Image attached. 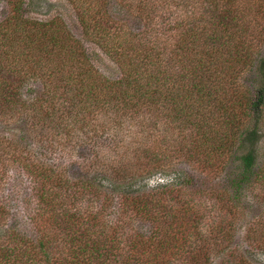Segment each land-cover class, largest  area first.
Returning a JSON list of instances; mask_svg holds the SVG:
<instances>
[{
	"label": "trees",
	"instance_id": "obj_1",
	"mask_svg": "<svg viewBox=\"0 0 264 264\" xmlns=\"http://www.w3.org/2000/svg\"><path fill=\"white\" fill-rule=\"evenodd\" d=\"M66 1L83 40L97 46L120 75L110 80L97 72L82 41L58 17L40 21L24 16V7L37 10L45 0H0L6 7L0 19V114L23 113L27 130L38 133V155L43 156L42 148L57 158L47 165L27 148L21 153L18 144L9 153L0 152V163L8 156L31 184L23 214L29 233L6 226L9 211L0 199V264H166V257L179 247L172 230L179 212L154 210L153 195L133 194L136 180L114 195L81 170L70 180L63 164H73V151L92 141L94 131L103 130L91 125L94 116L108 113L127 129L137 124L143 132L150 116L157 130L164 123L177 126L176 142L186 148L177 152L191 155L196 163L208 162V173L215 167L212 163L239 143V169L227 183L237 192L246 184H263L264 173L254 166L257 130L253 126L243 136L238 133L247 115L264 104V53L251 33L256 21H250L260 13L255 7L262 0ZM118 12L136 14L139 29L132 31ZM245 71L253 76V92L239 80ZM33 79L41 85L35 97L27 88ZM146 139L136 150L140 168L152 160L153 165L162 162L159 141L162 145L164 140H156L158 155L151 159ZM104 172L109 185L133 177L119 159ZM5 174L0 173V193ZM177 192L180 211L187 203L181 201V190ZM224 194L214 196L234 216L237 207ZM84 199L101 204L83 208L79 202ZM112 203L118 205V217L110 223L102 212ZM184 218L186 226L194 220L192 213ZM139 219L148 220L152 231L138 234L130 229L132 220ZM255 232L249 229V240H258L252 237Z\"/></svg>",
	"mask_w": 264,
	"mask_h": 264
},
{
	"label": "rangeland",
	"instance_id": "obj_2",
	"mask_svg": "<svg viewBox=\"0 0 264 264\" xmlns=\"http://www.w3.org/2000/svg\"><path fill=\"white\" fill-rule=\"evenodd\" d=\"M41 7L37 10L30 9L27 6L24 7V16L40 21L58 17L70 34L82 41L83 49L97 72L110 80L119 77L120 74L116 65L97 46L83 40L81 28L73 8L66 0H45ZM255 8L259 9L260 13H256L254 19L250 20L256 21V26L251 29V33H254L259 40L262 53H264V0L259 2V6ZM5 15L6 7L1 4L0 19ZM118 17L132 31L139 29L140 23L136 14L129 16L124 12H121V14L118 12ZM239 80L242 81V85L245 86L247 91L248 89L251 92L254 91L253 76L249 71L242 73ZM27 84L29 85H27L29 96L35 97L41 91L38 79H33ZM249 114L247 115L246 125L238 133L243 136L246 129L255 126L259 138L255 146L254 166L256 170L264 173V104L261 105L257 113H251V117ZM22 116L25 115L23 113L0 114V152L9 153L18 144L16 146L20 147L19 151L21 153L26 152L25 148H27L30 153H33L32 155H37L47 165L56 162V156L48 154L42 148L40 149L43 156L38 155V133L33 129L27 130ZM141 117L139 115L137 122L141 120ZM146 118L142 127H148L143 132V129L139 128L140 126L138 127L137 124L127 129L126 124L113 120V115L108 113L94 116L91 125L95 127V130L97 128L103 130H99L98 133L93 130L94 138L92 141L90 140L88 144H82L76 151H73L76 156L73 164L64 162L63 167L67 168V177L70 180L76 179L79 175L76 170H81L85 175L89 174L94 179L93 183L106 186L109 192L114 195H119L122 191L128 190L127 185L136 180L135 187L131 188L134 191L133 194L153 195L155 201L152 208L154 210L164 208L179 212L178 219L172 222V230L175 231L174 234H177V244L179 247L182 244L184 248L173 249L171 255L166 257V264H264V183L246 184L238 192L234 190L235 188L232 185L230 186L227 183L232 174L234 175L239 169L236 160L237 153L242 152V150L237 149L239 143L232 146L229 150L230 153L227 152V155H222L220 162L215 161L217 165L215 162L212 163L215 167L208 173L205 168L208 162L205 164L202 162L196 163L191 159V155L177 152L181 148L186 149L182 147V144L176 142L179 139L180 131L177 126L174 124L173 126H166V123H164L161 125L160 130H157L154 125H150L152 122L151 117ZM118 119H122V117H118ZM130 129L131 131H129ZM188 133L192 134L189 130ZM21 136H23V139H21L23 144L18 143ZM143 136L147 137L151 159H155L158 155L156 140H164L162 145L159 141L162 152L161 163H154L153 165L154 161L152 160L151 164L140 168L136 150L141 145L143 146ZM25 144L28 146L25 147ZM45 145L48 147V144ZM112 145H117V149H113ZM187 147L189 148V146ZM241 147L246 148L243 144ZM185 151L191 152L189 150ZM118 159L121 164L125 165L127 172L132 173L133 177L122 181H110L111 184L109 185L107 182L108 177L104 171L108 167L114 166ZM8 160V156H3L0 163V173L3 170L6 172L4 178L2 177L3 189L0 193V199H4L9 211L6 226H13L19 228L20 231L29 233L27 232L29 226L24 223L23 214L27 212L24 201L30 196L31 191L30 177L21 169L18 163H12ZM88 163H91L92 167L87 168L90 165ZM105 177L107 178L105 179ZM110 187L114 188L115 191H110L112 190ZM179 190H181L180 195H182L180 198L183 199L181 201L184 204L187 203L180 211V204L175 200ZM216 192L227 193L224 194V197L228 196L229 203L231 202L237 207L238 213L232 216L231 213L224 210L214 196ZM231 196L233 199H231ZM115 203H112L102 212L110 223L115 222L118 217V214H116L118 205H115ZM100 204L97 200L94 203L87 202L86 199L79 202L81 207H91L92 209H97ZM190 213L194 216V220L192 222L188 221V227L184 217ZM250 228L255 229L256 232L252 237L258 240L252 238V241L249 240ZM130 229L136 230L138 234L152 231L151 223L146 219L132 220Z\"/></svg>",
	"mask_w": 264,
	"mask_h": 264
}]
</instances>
